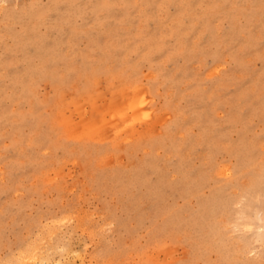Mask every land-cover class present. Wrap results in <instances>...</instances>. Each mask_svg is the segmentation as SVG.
<instances>
[{"label": "rangeland", "instance_id": "1", "mask_svg": "<svg viewBox=\"0 0 264 264\" xmlns=\"http://www.w3.org/2000/svg\"><path fill=\"white\" fill-rule=\"evenodd\" d=\"M0 264H264V0H0Z\"/></svg>", "mask_w": 264, "mask_h": 264}]
</instances>
